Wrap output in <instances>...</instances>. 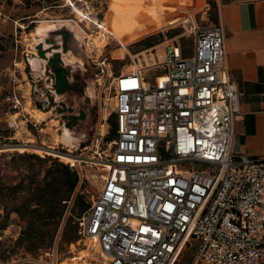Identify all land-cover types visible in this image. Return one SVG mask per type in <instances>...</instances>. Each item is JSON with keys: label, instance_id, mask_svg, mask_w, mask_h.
Segmentation results:
<instances>
[{"label": "built area", "instance_id": "built-area-1", "mask_svg": "<svg viewBox=\"0 0 264 264\" xmlns=\"http://www.w3.org/2000/svg\"><path fill=\"white\" fill-rule=\"evenodd\" d=\"M182 26L162 56L113 78L117 134L105 150L96 140L102 187L78 218L80 239L102 264H177L189 244L191 264H264V156L233 149L241 93L224 27Z\"/></svg>", "mask_w": 264, "mask_h": 264}, {"label": "rangeland", "instance_id": "rangeland-1", "mask_svg": "<svg viewBox=\"0 0 264 264\" xmlns=\"http://www.w3.org/2000/svg\"><path fill=\"white\" fill-rule=\"evenodd\" d=\"M153 1L155 7L146 0H72L73 5L68 0H0V153L27 151L62 162L74 157L81 176L76 193L91 203L102 187L96 140L104 135L100 149L105 150L115 138L109 121L114 76L146 66L152 52L162 56L165 36L183 33L185 19L195 17L200 23L206 4ZM139 15L153 18L145 26L137 23ZM111 21L121 27L113 28ZM62 24L74 29L78 41L69 28L52 31ZM144 37L152 51L137 42ZM180 40L186 49L192 46L190 37ZM53 58L65 68L59 79L49 63ZM75 203V198L69 203L70 212ZM18 221L12 214L0 235V264H102L97 247L81 239L66 244L62 230L46 251L31 255L18 249ZM81 253L85 256L78 259ZM193 256V247H186L177 264H191Z\"/></svg>", "mask_w": 264, "mask_h": 264}, {"label": "trees", "instance_id": "trees-1", "mask_svg": "<svg viewBox=\"0 0 264 264\" xmlns=\"http://www.w3.org/2000/svg\"><path fill=\"white\" fill-rule=\"evenodd\" d=\"M146 1L155 7L153 0ZM209 3L213 5L211 0ZM152 18L139 15L137 23L146 26ZM137 42L153 46L149 37ZM54 72L59 79L64 68H56ZM115 117L113 114L109 118L114 137L117 134ZM64 162L50 155L41 157L27 151L0 153V235L9 227L11 215L16 214L22 228L15 246L31 255L53 247L61 230L66 244L80 239L78 218L89 208L90 202L76 193L81 183L79 171ZM44 163L50 164L43 169ZM74 198L73 213L69 211V203ZM190 247L195 256L196 246L189 244Z\"/></svg>", "mask_w": 264, "mask_h": 264}, {"label": "crops", "instance_id": "crops-1", "mask_svg": "<svg viewBox=\"0 0 264 264\" xmlns=\"http://www.w3.org/2000/svg\"><path fill=\"white\" fill-rule=\"evenodd\" d=\"M211 2L213 5L206 0L198 23L201 26L222 23L229 74L241 93L242 117L235 124L233 149L264 156V0ZM190 38L192 46L187 49L180 40L185 56L193 52V37ZM18 227L21 228L19 224Z\"/></svg>", "mask_w": 264, "mask_h": 264}, {"label": "water", "instance_id": "water-1", "mask_svg": "<svg viewBox=\"0 0 264 264\" xmlns=\"http://www.w3.org/2000/svg\"><path fill=\"white\" fill-rule=\"evenodd\" d=\"M64 27L67 28V29L69 28V30H71V32L73 33L74 39L78 41V38H77L76 34L73 32L74 29H72V28L70 29V25L62 24V25H59L57 28L52 29V31H58V30L63 29ZM56 54L59 55L60 51H57ZM49 63H50V66H51L53 72H54V69H56V68H61V67L64 68L63 63L61 61H59L57 58L50 59ZM54 74H55V72H54Z\"/></svg>", "mask_w": 264, "mask_h": 264}, {"label": "bare ground", "instance_id": "bare-ground-1", "mask_svg": "<svg viewBox=\"0 0 264 264\" xmlns=\"http://www.w3.org/2000/svg\"><path fill=\"white\" fill-rule=\"evenodd\" d=\"M114 11H117V13H120L121 12V9H114ZM111 25L113 26V28L117 29L120 26V24L118 22H114V21H111ZM35 116H38L39 114L37 112L34 113ZM59 156V155H58ZM71 156V155H70ZM65 158V160H67L68 162L72 163V164H75V161L76 159H74V157L71 156V158H68V157H63ZM83 256H85V254L81 253V255L78 257L79 258H82ZM77 260V259H76ZM63 264V263H61Z\"/></svg>", "mask_w": 264, "mask_h": 264}]
</instances>
